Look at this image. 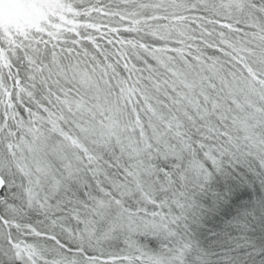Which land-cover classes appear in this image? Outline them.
<instances>
[{
    "label": "snow or ice",
    "instance_id": "1",
    "mask_svg": "<svg viewBox=\"0 0 264 264\" xmlns=\"http://www.w3.org/2000/svg\"><path fill=\"white\" fill-rule=\"evenodd\" d=\"M0 264H264V0H0Z\"/></svg>",
    "mask_w": 264,
    "mask_h": 264
}]
</instances>
